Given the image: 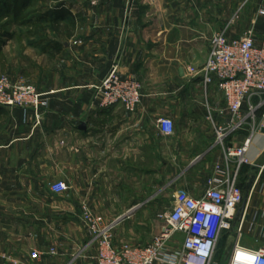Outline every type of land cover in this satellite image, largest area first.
I'll return each instance as SVG.
<instances>
[{
  "label": "crops",
  "instance_id": "crops-1",
  "mask_svg": "<svg viewBox=\"0 0 264 264\" xmlns=\"http://www.w3.org/2000/svg\"><path fill=\"white\" fill-rule=\"evenodd\" d=\"M32 9L31 37L21 43L35 51L31 83L48 107L37 128L32 113L0 108V264H97L84 208L113 224L116 246L122 236L150 244L177 192L202 198L211 179L237 166L229 151L247 140L257 198L264 96L247 101L233 124L217 80L205 85L189 70L204 69L220 33L238 39L253 30L263 47L264 0H33ZM115 66L142 85L134 113L96 100ZM163 118L173 121V135L158 128ZM56 183L67 191L54 194ZM247 207L242 224L264 227L262 212ZM32 252L44 256L33 260Z\"/></svg>",
  "mask_w": 264,
  "mask_h": 264
},
{
  "label": "built area",
  "instance_id": "built-area-1",
  "mask_svg": "<svg viewBox=\"0 0 264 264\" xmlns=\"http://www.w3.org/2000/svg\"><path fill=\"white\" fill-rule=\"evenodd\" d=\"M264 16V9L260 11ZM211 52L203 70H189L192 79L203 77L205 85L217 80L227 102L233 124L242 120V109L247 101L264 96V46H256L254 31L249 30L243 37L230 39L224 33L215 35L211 41ZM141 83L135 77L121 78L118 67L96 87V100L100 108L122 106L134 113L141 104ZM48 100L32 85L13 82L0 77V108L23 110L34 116L33 125L39 127L43 121ZM158 128L165 135H173L174 123L163 118ZM219 141L227 136L225 128L217 130ZM250 140L229 151L231 159H237V166L229 170L223 179H211L210 188L200 198H193L186 191L175 195L173 208L160 215L164 222L161 233L148 245L114 244L112 226L106 225L102 216L89 208L83 209L82 221L88 234L96 244L97 264H218L215 261L221 238L234 231L233 224L245 198L240 186V171L251 163L247 158ZM56 195L67 191L64 183L51 187ZM244 216L240 225H242ZM241 238L240 226L236 230ZM55 255L54 250L51 251ZM44 254L32 252L33 260H40ZM228 264H264V245L253 249L238 243L229 253Z\"/></svg>",
  "mask_w": 264,
  "mask_h": 264
},
{
  "label": "rangeland",
  "instance_id": "rangeland-1",
  "mask_svg": "<svg viewBox=\"0 0 264 264\" xmlns=\"http://www.w3.org/2000/svg\"><path fill=\"white\" fill-rule=\"evenodd\" d=\"M25 1L26 0H20L21 4H23V2ZM32 1L33 0H31L29 9L20 8L19 3L17 6V10L13 12L14 14L9 16L8 21H3L5 15H1L0 13V77L8 78L10 81L13 82H24L27 85L34 86L31 82L34 75L32 62L35 58V51L31 48L26 49L24 42L21 43V38L23 36V39L25 40L31 37V34H28L29 36H27L28 31H31V26L27 27V24H29L30 22L28 23L26 21V18H30L31 15H33L34 13L32 11ZM4 32L9 35L7 37L4 34L2 35V33ZM256 192V194H258L257 198L256 195H254V197H251L252 191L250 192L247 203L248 207L247 205L246 207L248 209V212H253L255 209H258L255 211H257L258 213L262 212L261 217L263 218L264 199H261V196H264V184L259 183L256 188ZM257 217L258 216H256L255 219H257ZM250 223V221H247L242 225L239 224L241 229V238L238 237L236 233L237 231H232L227 234V236L223 239L222 243L217 248V253L215 257V261L218 264H228L229 253L232 251L233 247L238 243V239L242 246L248 248L256 249L264 245V227L262 225ZM106 225L111 226L113 224ZM163 225L165 226V224ZM115 226L117 225L115 224ZM113 228L114 227L112 226V234L113 236H115L114 233L116 232L113 230ZM135 232L136 234L140 233V231ZM152 232L153 230L149 233L147 232L146 238H149ZM127 237L128 236H122L120 239L123 240L125 243L131 245H146L138 243V241L136 240L137 238L135 239V237ZM156 237H154L151 241H153Z\"/></svg>",
  "mask_w": 264,
  "mask_h": 264
},
{
  "label": "trees",
  "instance_id": "trees-1",
  "mask_svg": "<svg viewBox=\"0 0 264 264\" xmlns=\"http://www.w3.org/2000/svg\"><path fill=\"white\" fill-rule=\"evenodd\" d=\"M20 3V8L22 9H29V6L31 4V0H26L25 2H23V4H21L20 0H1L0 2V6H1V10H0V13L1 15H5V14H8V15H12L14 14L13 12H15L17 10V6L18 4ZM9 34H7L8 36ZM248 172H249V166H243L242 169H241V172H240V175L243 177L245 176L246 174L248 175ZM246 175V178L245 179H241L240 178V186L244 189L245 185H246V181L248 179ZM246 180V181H245ZM235 228H236V223L234 222L233 224V229L235 231ZM230 233V232H229ZM229 233H226L222 238L221 240L219 241V244H218V247L220 246V244L222 243L223 239L227 236V234Z\"/></svg>",
  "mask_w": 264,
  "mask_h": 264
},
{
  "label": "water",
  "instance_id": "water-1",
  "mask_svg": "<svg viewBox=\"0 0 264 264\" xmlns=\"http://www.w3.org/2000/svg\"><path fill=\"white\" fill-rule=\"evenodd\" d=\"M85 126L83 125L81 128L83 129ZM264 132V129L262 130ZM255 181H256V176H250L249 179H248V182L246 183L245 187H244V192H245V198H244V202H243V205L241 206V208L238 210V214L235 218V223H236V228L235 230L238 229L239 227V224L241 223L242 221V218H243V215H244V212L246 210V205L248 203V198H249V195H250V192L252 191L253 187H254V184H255Z\"/></svg>",
  "mask_w": 264,
  "mask_h": 264
}]
</instances>
